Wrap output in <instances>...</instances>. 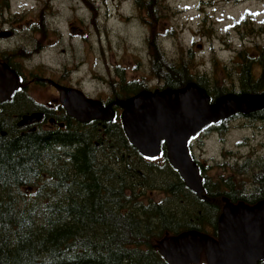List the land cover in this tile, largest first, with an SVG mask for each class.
<instances>
[{
  "label": "trees",
  "instance_id": "trees-1",
  "mask_svg": "<svg viewBox=\"0 0 264 264\" xmlns=\"http://www.w3.org/2000/svg\"><path fill=\"white\" fill-rule=\"evenodd\" d=\"M162 52L151 71L164 89L194 82L211 102L229 93H264V65L257 73L249 55L225 65L228 79L212 80L206 70L192 69L193 51L173 61ZM259 62L264 64V55ZM140 89L135 83L132 91ZM235 118L264 122V109L208 125L191 139V152L194 142L211 132L224 134ZM96 124L81 137L77 129L71 137L62 131L0 136V264H170L157 246L161 239L189 230L217 236L223 197L247 204L264 200V157L241 159L231 168L221 163L225 169L215 176L197 161L205 188L199 197L169 162L165 144L159 157L148 158L128 144L119 121L103 132ZM101 132L110 147L116 141L122 149L105 161L94 141L102 142ZM127 152L131 163L123 158ZM112 160L122 165L116 170ZM154 192L164 197L154 199ZM199 264H208L204 254Z\"/></svg>",
  "mask_w": 264,
  "mask_h": 264
},
{
  "label": "rangeland",
  "instance_id": "rangeland-1",
  "mask_svg": "<svg viewBox=\"0 0 264 264\" xmlns=\"http://www.w3.org/2000/svg\"><path fill=\"white\" fill-rule=\"evenodd\" d=\"M49 1L33 0L30 12L37 13L38 27L51 25L47 38L39 36L42 56L35 57L37 71L76 84L92 97H107L121 78L138 80L150 90L164 87L151 71L158 51L172 61L193 51L192 69L206 70L212 80L228 79L225 65L240 60V54L252 58L257 73L262 69L258 61L264 55V0H152L148 6L146 0ZM147 9L162 12L160 21L150 17L148 22ZM227 128L192 145L194 157L212 176L223 172L221 163L231 168L241 159L264 157L261 122L238 118ZM114 143L99 147L103 161L111 158L110 152H122L120 143ZM127 153L123 158L131 163ZM118 162L110 161L111 167L117 170L122 165ZM123 172L128 173L125 168ZM225 172L231 174L229 168ZM137 181L141 187V179ZM152 196L164 197L158 192Z\"/></svg>",
  "mask_w": 264,
  "mask_h": 264
},
{
  "label": "water",
  "instance_id": "water-1",
  "mask_svg": "<svg viewBox=\"0 0 264 264\" xmlns=\"http://www.w3.org/2000/svg\"><path fill=\"white\" fill-rule=\"evenodd\" d=\"M20 85L14 70L0 66V100L9 99ZM57 86L62 104L79 121L114 119L112 105L104 106L80 89ZM118 105L132 145L143 156L154 158L161 155L165 144L171 165L188 188L204 197V178L191 154L190 140L210 124L263 110L264 93H229L211 102L207 90L191 82L178 89L144 90ZM39 120L41 114L33 113L25 115L19 125ZM223 202L217 237L189 230L158 242L161 254L170 264H198L203 254L208 264H258L264 259V200L247 204L224 197Z\"/></svg>",
  "mask_w": 264,
  "mask_h": 264
},
{
  "label": "flooded vegetation",
  "instance_id": "flooded-vegetation-1",
  "mask_svg": "<svg viewBox=\"0 0 264 264\" xmlns=\"http://www.w3.org/2000/svg\"><path fill=\"white\" fill-rule=\"evenodd\" d=\"M29 1L31 7L28 6V0H0V66L5 67L7 65L14 70L19 76L21 83L19 88L13 91L9 99L0 100V136H8L11 132L17 135L27 132L62 131L71 137L76 134L77 129V133L81 137L84 132L90 130V126H97L96 122L102 125V130L101 128L99 130L103 132L106 129V124L115 123L116 121H119L120 128L125 132L121 119L123 110L118 105V102L150 89L142 86L138 80L121 78V81L112 85L107 97H92L76 84L38 72L35 57L42 56L39 36L47 38L48 27L51 29V25L47 24L46 28L38 27L39 18L37 13L30 15L33 9V0ZM152 2V0H146L145 6L151 5ZM51 4L52 0L49 1V5ZM146 14L148 22L150 17H157L159 21L162 18V12L151 14L147 9ZM255 59L257 60V58ZM254 64L255 62L253 61ZM259 64L264 65L261 62ZM135 83L140 84V90L132 91ZM57 85L80 89L87 97L101 101L104 106L112 105L115 111L114 119L111 121H101L99 119H92L87 122L79 121L62 104L60 90ZM158 89L162 88H153L151 90ZM33 113L41 114V120L29 125H19L25 115ZM236 119L238 118L233 120ZM257 122H261L264 126L263 121L258 120ZM114 131L112 130L111 134ZM102 136V142L98 138L94 139V141L98 146H101V144H109L110 146L108 136L104 133H102ZM127 142L132 145L128 137ZM127 157H130V153H127ZM197 161L199 160L197 159ZM261 263H264V259L258 264Z\"/></svg>",
  "mask_w": 264,
  "mask_h": 264
}]
</instances>
